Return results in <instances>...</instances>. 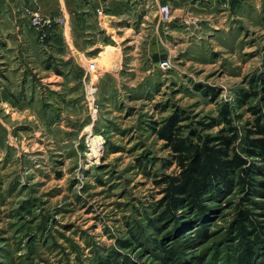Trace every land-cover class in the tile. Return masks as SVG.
Returning <instances> with one entry per match:
<instances>
[{"label": "rangeland", "instance_id": "1", "mask_svg": "<svg viewBox=\"0 0 264 264\" xmlns=\"http://www.w3.org/2000/svg\"><path fill=\"white\" fill-rule=\"evenodd\" d=\"M196 6L212 8L203 0ZM221 7L213 9L220 19L194 13L165 36L157 50L168 68L152 59L146 19L137 26L144 31L138 65L114 68L119 51L95 49L89 58L96 71L61 84L53 77L48 83L54 86H41V93L32 85L23 98L0 102V264H96L108 255L131 264H169L151 241L173 227L156 230L147 218L156 216L157 181L176 168L167 166L170 152L154 128L178 113L183 126L205 123L203 132L215 134L224 124L211 119L219 121V107L228 105L241 134L252 120L247 107L264 108L259 97L242 107L235 103L264 75V0H228ZM117 35V41L100 38L115 47ZM94 138L100 139L96 155ZM253 163L261 172L256 180L264 182V161ZM238 203L264 225V185L251 195L234 187L211 202L201 226L205 239L192 240L194 233L182 230L164 245L175 247L183 264H236L239 238L231 222ZM188 237L192 242L185 243ZM123 240L131 246L120 247ZM261 251L253 264H264Z\"/></svg>", "mask_w": 264, "mask_h": 264}, {"label": "trees", "instance_id": "2", "mask_svg": "<svg viewBox=\"0 0 264 264\" xmlns=\"http://www.w3.org/2000/svg\"><path fill=\"white\" fill-rule=\"evenodd\" d=\"M258 97L264 101V75L253 78L250 90L240 91L236 107L245 106L249 99ZM247 111L252 120L248 122V127L242 128L241 134L232 123V109L228 105L219 107V121L211 119L212 123L224 124L215 134L203 132L208 125L205 123H199L198 128L183 126L178 113L154 128L157 137L164 141V147L170 152L167 166L174 165L176 168L173 174H163L157 181L161 197L153 206L156 216L153 220L147 218L148 225L156 230L166 224L173 227L159 240L151 241L156 249L163 251L162 258L169 264H183V256H178L175 247L164 245L166 238L177 239L182 230H191L188 233H194L192 240L205 239L208 230L201 226L213 210L211 202L214 199L228 194L234 187H239L245 195H251L257 186L264 185V182L256 180L255 175L261 172L253 163V159L264 161V108L258 104L249 105ZM235 209L231 223L233 232L239 238L235 248L236 264H253L258 249L263 250L261 255L264 256V233H261L264 225L254 219L255 214L244 203H238ZM189 238L184 242L190 243ZM131 244L130 240L119 243L124 248ZM96 264L131 263L116 258V255H108Z\"/></svg>", "mask_w": 264, "mask_h": 264}, {"label": "crops", "instance_id": "3", "mask_svg": "<svg viewBox=\"0 0 264 264\" xmlns=\"http://www.w3.org/2000/svg\"><path fill=\"white\" fill-rule=\"evenodd\" d=\"M199 1L40 0L35 7L41 15L54 22L50 36L42 43L38 31L30 26L28 15L23 10L31 0H0V102L9 101L14 96L23 98L28 95L25 89L32 85H38L41 93V86L53 85L48 83L53 77L56 78L54 82L60 84L74 80L76 75L87 72V65L92 61L89 57L95 49L99 52L119 51L114 68H120L124 63L130 67L138 65L136 55L144 31L137 26L138 22L143 25L146 19L151 20L147 46L155 53L152 59L158 63L165 60L167 56L157 48L164 45L165 36L182 29L180 21L194 13L218 20L221 17L216 9L222 11V4L228 0H203L212 6L209 10L197 7ZM163 4L171 8L170 21H164L160 16L159 7ZM97 7L103 10L101 16L96 12ZM100 34L114 41H117L115 35L118 34L120 45H108ZM43 64L48 69L42 71ZM48 93L47 90L43 95Z\"/></svg>", "mask_w": 264, "mask_h": 264}, {"label": "built area", "instance_id": "4", "mask_svg": "<svg viewBox=\"0 0 264 264\" xmlns=\"http://www.w3.org/2000/svg\"><path fill=\"white\" fill-rule=\"evenodd\" d=\"M40 0H31V3L24 6L23 10L24 12L28 15L29 18V24L32 28H34L36 31L39 33V39L44 43L48 37L51 34V29L52 25L54 22L48 18H45L43 15H41L40 11L38 8H36L37 2ZM96 12L98 15L103 14V10L101 7L96 8ZM159 12L162 20L164 21H170L172 17L171 13V8L168 4H163L159 7ZM59 23H62V20H58ZM159 67L162 69L168 68L169 67V61L168 60H162L158 63ZM97 70V64L94 60L90 61L87 65V71L92 72ZM89 96L92 99V91L89 90ZM89 98V99H90ZM95 104V103H94ZM94 104L93 105V110L95 108Z\"/></svg>", "mask_w": 264, "mask_h": 264}, {"label": "bare ground", "instance_id": "5", "mask_svg": "<svg viewBox=\"0 0 264 264\" xmlns=\"http://www.w3.org/2000/svg\"><path fill=\"white\" fill-rule=\"evenodd\" d=\"M99 140L100 139H98V138H94V139L91 140L92 142H91L90 147H91V153L92 154H95L96 155V153L98 152V149H99V146H100V141Z\"/></svg>", "mask_w": 264, "mask_h": 264}]
</instances>
